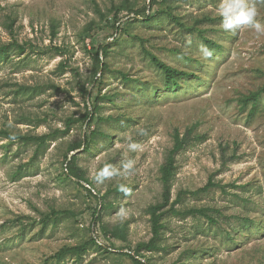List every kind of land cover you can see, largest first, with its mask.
<instances>
[{
    "label": "rangeland",
    "instance_id": "rangeland-1",
    "mask_svg": "<svg viewBox=\"0 0 264 264\" xmlns=\"http://www.w3.org/2000/svg\"><path fill=\"white\" fill-rule=\"evenodd\" d=\"M147 2L0 0V45H26L25 52L13 50L0 59V129L21 135L65 129L67 118L85 111L84 85L107 118L96 125L102 135L91 150L78 153L97 196L86 190L85 181L65 174L68 148L91 132L85 124L51 141L36 158L34 145L0 140V264H43L62 247L90 236L103 247L50 264H135L122 253L135 254L137 244L152 237L148 209L161 200V167L177 130L191 132V141L176 158L173 198L210 179L220 183L205 194L186 195L178 205L208 209L214 221L167 214L164 250L147 252L143 261L264 264V95L255 108L242 101L264 87V35L248 26L225 31L216 11L220 0L169 3L195 30L160 15L165 4L153 8L150 15L158 16L151 22L141 17L130 22L135 14L122 9L117 25L127 30L117 33L113 7ZM247 2L264 25V0ZM205 38L216 44L208 45ZM99 44L108 45L110 53L104 58L109 69L98 74L97 84L92 83L93 46ZM202 44L212 50L208 60L201 59ZM144 47L194 74L171 88ZM130 143L138 149L130 150ZM129 160L133 167L124 175ZM106 165L118 169V175L93 179ZM104 197L111 205L102 208L98 221L93 213ZM103 224L127 226V238L106 235Z\"/></svg>",
    "mask_w": 264,
    "mask_h": 264
},
{
    "label": "trees",
    "instance_id": "trees-1",
    "mask_svg": "<svg viewBox=\"0 0 264 264\" xmlns=\"http://www.w3.org/2000/svg\"><path fill=\"white\" fill-rule=\"evenodd\" d=\"M174 0H148L147 4L136 7L132 3L129 4H122L119 7H113V14H114V21L112 26L116 30L117 33L126 32L127 29L123 26L124 24L121 23L117 25L118 22H121V18L119 17V13L122 9H127L131 13H134L136 18L130 22L135 20H139L138 17H141L145 21H154L157 19L156 15H150L153 8L158 4H165L164 8L158 10L160 15H166L169 17L173 22L178 24L183 29H190L195 30L196 27L189 26L186 22L182 21L181 17L175 15L169 5V3L173 2ZM159 15V16H160ZM102 16L108 20V16L102 13ZM129 23V22H128ZM141 41L143 39L140 38ZM205 41L208 45H215L216 43L211 39L205 38ZM110 47L106 44H99L97 47L93 46L94 49V78L92 83H100V79L97 78L98 74H104L109 69L108 63L104 60V58H108L110 53ZM18 50L19 52L23 53L26 51V45H20L18 42H11L9 44H2L0 45V59H7L11 55V51ZM145 52L151 57L153 64L158 67L161 71H163L165 75V81L168 86L171 88L180 86L179 78L191 76L194 73H189L188 71L179 69L174 67L163 60H161L157 55L149 51L146 47H144ZM84 95L87 97L89 96V101L86 100L85 111L79 117H69L66 119V127L65 129H54L48 133L42 135H21L18 133H13L7 129H0V140L3 139H12V140H20L25 144H31L35 146V158L40 153L45 152V148L47 144L51 141H56L60 138L65 137L69 134L73 128L78 123H83L86 125L87 131H91L89 134L85 133L84 137L80 138L79 140L75 141L70 145L66 154H65V174L68 178H76L81 183L85 181L89 184L86 188L91 194H93V187H91V183L89 179L86 178L84 170L79 165V155L78 153L81 151L88 152L92 148L93 140L102 135V132L96 128V125L99 121H104L107 118L100 115V108L101 105L96 102L94 104L91 103L92 101V92L84 85L82 87ZM264 95V87L260 88L259 90L251 93L250 95L244 97L242 100L244 103L252 102L253 107L255 108L261 97ZM99 98V97H98ZM90 102V104H89ZM94 127V128H93ZM190 133L181 134L178 130L174 134V144L172 149L169 151L165 163L161 167V182H162V197L161 200L153 205H151L148 209L150 217H151V224H152V237L147 241H141L137 244L135 250V254L131 253H122V255L129 256L133 259L135 264H146L143 259L146 257L147 252H154V251H162L164 250L162 244V237H163V230L165 228L164 217L167 214H172L175 216H179L185 218L191 215H199L202 217L207 218L209 221H214L213 216L210 214L208 209L205 208H189V209H182L178 205L182 203L184 197L188 194L193 196H198L201 194H205L210 191V189L215 187H220V183L213 181L210 179L206 185L200 187L193 191H180L175 198H173L172 189H173V179L176 175L177 165H176V158L177 155L185 149V147L190 143ZM83 148V149H82ZM76 154H72L74 151H78ZM83 187V185H82ZM97 196L96 194H93ZM111 203H108L105 197L102 199L100 204L94 210V218L98 220L101 218V210H105ZM54 215H57L58 212L52 211ZM100 217V218H99ZM47 218H51L47 216ZM48 223V220L45 221ZM127 226H115L112 228L108 224H103L101 230L106 235H110L116 238H127ZM92 247H103L98 239L94 236H90L89 238L85 239L83 242L72 245V246H64L60 250H58L54 255L48 257L44 260L43 264H50L52 261L57 260L58 262L64 260L68 256H76L81 257L86 252H88ZM105 249V246H104Z\"/></svg>",
    "mask_w": 264,
    "mask_h": 264
},
{
    "label": "clouds",
    "instance_id": "clouds-1",
    "mask_svg": "<svg viewBox=\"0 0 264 264\" xmlns=\"http://www.w3.org/2000/svg\"><path fill=\"white\" fill-rule=\"evenodd\" d=\"M217 13L222 18V27L225 31L235 32L244 26L252 28L257 35H264V25L255 20L257 16V9L255 6L250 5L247 0H220L217 7ZM201 59L208 60L212 56V50L206 45H200ZM139 145L130 143L129 148L132 151H136ZM133 161H127L123 164L124 175L128 174V171L132 169ZM119 170L106 165L103 169L96 173L93 177L95 180L103 178H111L118 175ZM120 190L127 192L123 184L120 185Z\"/></svg>",
    "mask_w": 264,
    "mask_h": 264
},
{
    "label": "water",
    "instance_id": "water-1",
    "mask_svg": "<svg viewBox=\"0 0 264 264\" xmlns=\"http://www.w3.org/2000/svg\"><path fill=\"white\" fill-rule=\"evenodd\" d=\"M83 149V148H82ZM80 150H78V151H74L72 154H76L77 152H79Z\"/></svg>",
    "mask_w": 264,
    "mask_h": 264
}]
</instances>
